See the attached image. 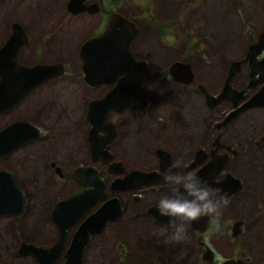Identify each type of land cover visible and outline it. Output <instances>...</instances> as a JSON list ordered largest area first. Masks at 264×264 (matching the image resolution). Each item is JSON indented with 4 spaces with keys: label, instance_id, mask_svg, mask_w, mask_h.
I'll return each instance as SVG.
<instances>
[{
    "label": "rangeland",
    "instance_id": "1",
    "mask_svg": "<svg viewBox=\"0 0 264 264\" xmlns=\"http://www.w3.org/2000/svg\"><path fill=\"white\" fill-rule=\"evenodd\" d=\"M67 1L0 0V45L7 23L17 20L33 38L20 55L21 63L66 59L68 65L65 79L38 89L18 110L0 116V126L20 115L39 124L44 134L43 141L34 146V160L16 172L28 197L25 215L21 219H0V264H37L27 254H16L19 242L25 240L36 246H47L56 240V227L48 218L47 206L51 200L71 191L74 184L69 179L60 181L53 171L45 168L48 159L59 163L67 174L76 165L90 163L83 139L86 103L102 97L104 88L93 89L83 83L82 74L78 72L77 47L103 26L95 27L92 32L97 17H70L65 8ZM106 4L138 20L139 34L133 42V53L145 59L152 71L162 72L143 90L153 105L150 112L115 118L121 135L111 146L112 154L127 167H133L141 162L151 165L154 159L150 152L155 146L179 143L180 151L188 150V138L176 141V135L201 138L204 133L201 123L207 118L219 117L222 111V108L216 111L218 113L204 110L197 84L217 92L228 62L241 58L250 34L264 28V0H107ZM165 20H174V26H161L160 21ZM47 29L53 30L50 36L46 35ZM42 40L44 45L48 44L47 48ZM179 60L193 67L195 80L191 85L174 83L165 74L167 67ZM246 79L244 71L235 86L242 87ZM159 122L168 128L162 130ZM67 130L69 134H64ZM242 154L237 160L241 172L255 177L245 180L258 185L264 168L260 165L249 170L247 165H257L264 161V156L254 155L249 150ZM8 165L12 166V162ZM39 165L45 177L42 172L37 175ZM135 228L136 223L128 234L116 228L96 238L84 264H120L113 262L122 256L113 247L115 239L121 236L125 243L133 244L137 238ZM249 249V253L253 252ZM260 258L261 253H255L253 264Z\"/></svg>",
    "mask_w": 264,
    "mask_h": 264
},
{
    "label": "flooded vegetation",
    "instance_id": "2",
    "mask_svg": "<svg viewBox=\"0 0 264 264\" xmlns=\"http://www.w3.org/2000/svg\"><path fill=\"white\" fill-rule=\"evenodd\" d=\"M69 1L70 0L66 2L65 8L67 13L70 14V17H97L98 20L92 27V32L95 27L103 26L99 32L92 33L90 36L81 41L79 44L80 46L78 45L77 47V59L79 61L78 72L82 74L83 83L93 89L102 86L104 88L102 94L103 97L113 87L114 84H100L92 86L84 82L82 72L83 61L79 56V49L85 40L99 36L103 32L109 16L112 13H120L126 17H129L136 24L138 20L134 17L123 14L121 10L114 9L111 5H107V0H86L87 4H98V11L94 13H72L67 8ZM174 22V20H165L160 21V24H162L161 26L169 27L174 26ZM14 24H19L22 27L27 38L25 44L19 47L17 52L16 60L19 65L31 67L37 64L52 65L60 63L65 67V69L62 74L56 75L31 89V91L18 103L1 112L0 116L7 114L10 111L18 110L24 102L30 100L33 97L38 89L46 85H50L62 78L65 79L68 76V65L66 64V59L57 60L54 62H51V60L48 59H43L44 62L35 61L30 64H23L20 62V55L28 45L30 46L33 38L28 35L24 25H22L17 20H11L9 23H7L5 37L2 44L0 45V48L12 35ZM52 31L53 30L47 29L46 35L50 36ZM262 34H264V28H261L259 31H255V33H251L250 39L242 53V57L228 62L225 71L222 74L221 82L217 92H210L204 85L197 84V89L203 98V108L205 111L216 112L222 108L219 117L217 115L216 118H207L206 122L201 123V127L204 129V133L202 134L201 138H197L195 136L190 137L189 134V136L187 134L176 135V141H182L184 138H188L190 141V147L188 150L180 151L179 143H172L171 146L167 147L160 145L155 146L150 152V157L154 159L153 162H150L151 165L145 166L143 165V162H141L139 166L127 167L111 152V146L117 140L120 134L118 121L115 118L124 115L137 117L150 112L153 105L150 98L145 95L143 90L145 86L152 82L153 78H159L162 74L160 70L152 71L145 59L137 57L133 53L132 47L134 40L137 38L136 36L130 46V50L134 58L137 60L146 61L150 73L152 75L157 73V75L151 78L141 89V95L147 99V105L143 110H125L121 113H110L109 122L114 128L115 136L113 140L105 146L106 151L111 156L109 164L106 166L102 164L101 161L94 163L91 158L89 142L90 124L86 120L88 104L90 101L96 100L91 99L86 103V111L84 114V124L86 126L84 127L83 133V139L87 143V154L89 156L90 163L74 166L69 174L65 173L59 163L54 160L48 159V163L45 165V168L53 171L60 181H66L67 179L71 180L74 184V188L64 196L56 198L55 200H51L47 206L48 218L56 227L57 237L55 241L44 247L53 245L58 239L59 229L51 217V211L54 204L67 198L73 192L81 189V186L74 179V171L76 168L87 166L95 167L99 172V177L104 182V191L107 194L102 201L91 208L86 213V215L80 219L72 229L68 231L63 251L54 264H61L63 262V254L69 247L73 233L83 222V220L88 215L95 212L105 201L112 198H117L119 200L121 206L120 214L113 220L107 221L100 233L90 237L84 249L82 264L86 262L87 252L96 238H101V236L105 233H109L117 229L118 232H124L128 234V230L131 226H133L134 223H136L134 235H136L137 238L134 240V243L130 245L127 242L125 243L121 239V236L119 239L116 238L115 241L117 242L113 245V247L115 250H119L122 256L118 257L117 261L113 260V262H118L120 264H128L129 261H131V264H223L224 262L230 261L236 264H253V262H255L253 259L255 253L259 252L261 253V258L260 260L258 259L259 261L256 264H264V172L258 180V185L249 184L245 179H254L255 177L248 173L245 175V173L241 172V168L237 164V160L240 158V156H243L242 153L246 150L252 151L254 155L264 156V154H262L264 153V94H262L264 92V79L261 80L263 78L261 76L264 75L261 73L262 69V71H264V45L262 47L259 45V36ZM42 42L44 45V40H42ZM37 44H39V42H37ZM44 46L47 48L48 44ZM44 46L42 47V50H45ZM251 46L252 52L255 53L254 59H250L249 57L247 58V54L250 52ZM233 61H240L241 64L238 72L230 84V88L235 92H228L227 95L230 96H227L225 94V85L227 82L229 69ZM176 62L189 65L191 71L189 82L184 81L183 79H174L170 75L169 68L172 66V64L167 67L165 74L168 75L170 81L174 83L184 86L191 85L195 80V74L192 65L182 60L175 61L174 63ZM244 71H246L247 74L245 85L242 87H236L234 83ZM207 94L214 96L215 98H219L221 95L222 97L219 101L214 102V99L207 98ZM16 121H26L27 123L35 126L38 129V135L34 139H30L19 144L6 156L0 157V170H6L13 174L14 180L16 181L20 190L23 192L25 198L23 210L20 215L10 213L0 214V219L5 218L7 220H11L10 218L21 219L26 213L28 197L26 191L23 189L17 178L16 172L22 167H26L28 162L34 160L36 157L33 151L34 146L39 144V142L43 141L44 139V134L42 133V128L39 126V124L37 125L36 123L26 119V117L20 115L2 124L0 126V130L6 125ZM158 125L162 130H166L168 128L167 125H162L161 122H159ZM69 131L70 130H67L64 134H69ZM105 135L106 134L103 130L99 131L98 133L99 138H102ZM228 137L229 140L227 139ZM158 150H164L168 153L169 156L167 164L166 161L161 157L160 153L157 152ZM9 162H12V166L8 165ZM177 163H179L181 167L176 170L181 172L193 170L197 171V174L203 180H206L212 187L220 188L226 195L228 203L224 207L223 216L219 219V231H217L215 227L217 221L205 216L201 217L199 220L191 222V224L187 226V238L184 241L180 243H164V238L158 236L156 233L161 228H168L169 232H171V228H169L168 225L170 218L160 215L156 207L158 200L164 191L162 176L160 173L169 166ZM115 164H117L118 168L121 169L120 172H109L107 168H112V166H115ZM185 165L187 166L186 168L184 167ZM260 165L262 168H264V161L259 162L257 165H247V168L251 170ZM35 169H37V167ZM133 170H139L145 173L154 172L156 175V177L155 175L152 177L154 178V182L147 184L145 183V178H142L140 180V184L134 188L122 190L111 188L112 182L115 179L123 178L127 173ZM208 170H210L209 173ZM41 172L43 173V177H45V173L39 165L37 175L39 176ZM210 173H212V175L209 178L208 174ZM226 177L235 179L231 181L227 187L225 185ZM114 236L117 237L118 234L114 233ZM22 242L31 243L25 240L20 241L16 249V254H27V256H31L37 262V264H39L32 253L20 252ZM249 248H252L253 252L249 253Z\"/></svg>",
    "mask_w": 264,
    "mask_h": 264
},
{
    "label": "water",
    "instance_id": "3",
    "mask_svg": "<svg viewBox=\"0 0 264 264\" xmlns=\"http://www.w3.org/2000/svg\"><path fill=\"white\" fill-rule=\"evenodd\" d=\"M67 8L72 13H94L98 11V4H87L86 0H70ZM137 34L138 25L131 18L120 13H112L103 32L99 36L85 40L79 49V56L83 61L84 82L92 86L114 84L105 96L92 100L88 104L86 120L90 124V154L94 163L101 161L107 166L111 159L105 149V146L115 136L114 128L109 122L110 113H121L125 110L140 111L147 105V99L141 95V89L157 73L152 75L146 61L134 58L130 46ZM26 41L27 38L22 27L19 24H14L12 35L0 48V113L18 103L37 85L64 72L65 67L60 63L37 64L31 67L19 65L16 60L17 52ZM259 45L261 47L264 45V34L259 36ZM254 56L255 53L252 52L251 46L247 58L254 59ZM240 64V61L231 63L225 85L226 95L228 92H235L230 88V84L238 72ZM262 70L261 73L264 74ZM169 72L174 79L178 80L183 79L189 82L191 77L189 65L181 62L172 64ZM261 77L263 80L264 75ZM221 97L215 98L207 94V98L214 99V102L219 101ZM101 130L106 135L99 138L98 133ZM37 135L38 129L26 121H16L6 125L0 130V157L6 156L16 146L34 139ZM157 152L167 164L168 153L164 150ZM115 166L107 168V170L120 172L121 169L118 168V165L115 164ZM153 175H155L154 172L145 173L133 170L123 178L115 179L111 188L116 190L134 188L140 184L142 178H145V183L150 184L154 182ZM208 175L210 178L212 173ZM74 179L81 189L56 202L51 211V217L59 229L57 241L49 247L21 243L20 252L32 253L39 264H54L56 262L63 251L68 231L107 195L104 191V182L99 177L98 170L93 166L76 168ZM233 180L235 179L226 177V187ZM24 201V194L14 180L13 174L6 170H0V214L20 215ZM120 211L119 200L112 198L88 215L73 233L69 247L63 254L64 260L61 264H82L84 249L90 237L100 233L106 222L117 217ZM223 264L236 263L229 261Z\"/></svg>",
    "mask_w": 264,
    "mask_h": 264
},
{
    "label": "clouds",
    "instance_id": "4",
    "mask_svg": "<svg viewBox=\"0 0 264 264\" xmlns=\"http://www.w3.org/2000/svg\"><path fill=\"white\" fill-rule=\"evenodd\" d=\"M180 167L177 163L160 173L164 191L156 207L160 215L170 218L168 225L171 228V232L168 228H161L156 233L164 238V243L184 241L187 226L205 216L217 221L215 227L219 231V219L228 203L220 188L212 187L197 171L176 170Z\"/></svg>",
    "mask_w": 264,
    "mask_h": 264
}]
</instances>
